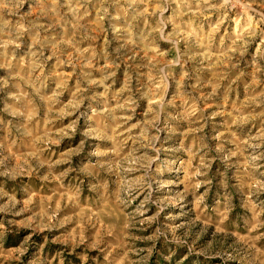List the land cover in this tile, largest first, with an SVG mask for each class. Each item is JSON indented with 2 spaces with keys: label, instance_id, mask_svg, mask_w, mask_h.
I'll use <instances>...</instances> for the list:
<instances>
[{
  "label": "clouds",
  "instance_id": "1",
  "mask_svg": "<svg viewBox=\"0 0 264 264\" xmlns=\"http://www.w3.org/2000/svg\"><path fill=\"white\" fill-rule=\"evenodd\" d=\"M0 264H264V0H0Z\"/></svg>",
  "mask_w": 264,
  "mask_h": 264
}]
</instances>
